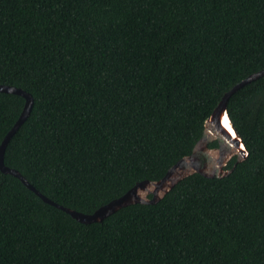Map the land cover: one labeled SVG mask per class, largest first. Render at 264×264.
<instances>
[{"label":"trees","instance_id":"obj_1","mask_svg":"<svg viewBox=\"0 0 264 264\" xmlns=\"http://www.w3.org/2000/svg\"><path fill=\"white\" fill-rule=\"evenodd\" d=\"M262 69L264 0H0V84L34 98L5 164L93 213L190 155ZM24 103L0 92V145ZM227 110L248 152L229 174L101 222L0 170V264H264V76Z\"/></svg>","mask_w":264,"mask_h":264},{"label":"water","instance_id":"obj_2","mask_svg":"<svg viewBox=\"0 0 264 264\" xmlns=\"http://www.w3.org/2000/svg\"><path fill=\"white\" fill-rule=\"evenodd\" d=\"M264 76V69L250 74L248 77L235 84L228 90L220 100L217 107L206 120L205 130L195 144L190 155L184 156L177 163L168 169L166 174L159 180H143L136 183L125 194L100 206L93 213H84L69 207H65L49 199L36 189L17 169L8 167L4 161V154L9 141L17 130L29 117L34 98L27 91L11 86L0 84V92L14 93L25 98L24 107L17 121L5 135L0 145V170L6 174H12L19 178L29 189L34 191L45 202H48L82 223L101 222L122 207L134 203L155 204L170 192L179 182L194 173H199L207 178L222 177L229 174L234 166L247 156L245 144L232 122L227 110V103L232 94L250 83ZM226 122V123H225ZM218 141V146L211 148L209 143ZM236 156V162L231 169L225 166L229 160Z\"/></svg>","mask_w":264,"mask_h":264},{"label":"flooded vegetation","instance_id":"obj_3","mask_svg":"<svg viewBox=\"0 0 264 264\" xmlns=\"http://www.w3.org/2000/svg\"><path fill=\"white\" fill-rule=\"evenodd\" d=\"M225 168H226V166H225ZM227 169V168H226Z\"/></svg>","mask_w":264,"mask_h":264},{"label":"bare ground","instance_id":"obj_4","mask_svg":"<svg viewBox=\"0 0 264 264\" xmlns=\"http://www.w3.org/2000/svg\"><path fill=\"white\" fill-rule=\"evenodd\" d=\"M226 123V122H225Z\"/></svg>","mask_w":264,"mask_h":264}]
</instances>
